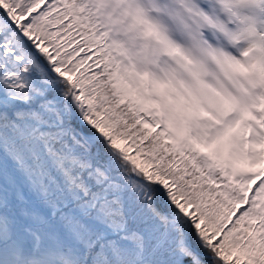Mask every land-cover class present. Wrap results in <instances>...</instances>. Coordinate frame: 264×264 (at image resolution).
I'll use <instances>...</instances> for the list:
<instances>
[{
    "label": "snow or ice",
    "instance_id": "obj_1",
    "mask_svg": "<svg viewBox=\"0 0 264 264\" xmlns=\"http://www.w3.org/2000/svg\"><path fill=\"white\" fill-rule=\"evenodd\" d=\"M258 19L0 0V264H264Z\"/></svg>",
    "mask_w": 264,
    "mask_h": 264
},
{
    "label": "clouds",
    "instance_id": "obj_2",
    "mask_svg": "<svg viewBox=\"0 0 264 264\" xmlns=\"http://www.w3.org/2000/svg\"><path fill=\"white\" fill-rule=\"evenodd\" d=\"M244 14H245V15H249V16L254 15V13H253L251 10H247V11H245ZM257 23H258V26L264 27V19H258V20H257Z\"/></svg>",
    "mask_w": 264,
    "mask_h": 264
}]
</instances>
